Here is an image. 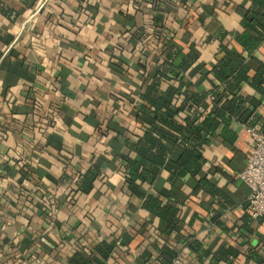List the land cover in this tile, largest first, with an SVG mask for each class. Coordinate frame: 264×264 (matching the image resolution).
Instances as JSON below:
<instances>
[{"label": "crops", "instance_id": "0c3cea01", "mask_svg": "<svg viewBox=\"0 0 264 264\" xmlns=\"http://www.w3.org/2000/svg\"><path fill=\"white\" fill-rule=\"evenodd\" d=\"M249 5L250 0H0V264H70L76 251L113 237L118 246L107 264H165V244L187 264H257L248 251L264 242V218L245 225L250 187L240 178L251 152L247 125L233 122L236 141L218 138L205 149L201 175L221 194L195 192L196 178L172 180L167 170L155 184L143 185L146 193L177 194L181 222L169 237L129 189L121 157L135 155L125 137L139 130L125 100L150 82L167 36L175 39L167 41L170 47L184 52L197 44L206 67L193 81L209 90L206 73L218 58V43L207 40V28L213 34L219 26L241 28V9ZM263 53L264 48L257 52ZM120 55L127 61L120 62ZM245 90L260 97L249 85ZM260 112L264 116V105ZM92 166L100 174L85 192L79 178ZM212 208L222 213L223 225L210 219ZM228 245L241 253L213 259Z\"/></svg>", "mask_w": 264, "mask_h": 264}, {"label": "trees", "instance_id": "16d2710c", "mask_svg": "<svg viewBox=\"0 0 264 264\" xmlns=\"http://www.w3.org/2000/svg\"><path fill=\"white\" fill-rule=\"evenodd\" d=\"M241 13L239 29L227 30L219 26L213 34L215 29L207 28V40L214 39L218 43V58L206 73L211 82L209 90L200 89L193 81V77L206 67V62L200 60L197 44L192 42L189 50L184 52L167 44V41H175L170 35L163 42L162 58L154 63L157 66L150 82L138 96L125 100V104L134 109L139 124L138 132L125 137L126 145L135 152V155L124 153L121 156L126 162V181L132 193L143 199L142 207L151 217L159 218L158 229L165 236L172 235L181 222L182 208L177 194L173 192L165 197L157 190L146 193L143 185L155 184L167 170L172 180L196 178L195 192L200 189L213 196L219 195L221 188L207 175H201L207 162V146L218 138L225 144L236 141L238 133L232 128L235 121L264 128V116L260 112L264 105V53L257 54L264 48V0H250V5L242 8ZM118 57L120 62L127 61L121 55ZM248 85L260 97L246 93ZM127 131L125 127L118 128L123 135ZM173 149H178L174 157ZM99 174L98 167H90L79 178L80 188L85 192L90 190ZM211 211L214 212L212 222L223 225L222 213L217 208ZM244 217L245 225L253 219L251 212ZM263 218L259 219L262 221ZM117 246L116 238H104L91 249L76 251L69 263L107 264ZM162 251L165 264H170L179 254L166 244ZM240 253L232 245L222 246L213 254V259L227 261ZM248 258L264 264V242L250 248Z\"/></svg>", "mask_w": 264, "mask_h": 264}, {"label": "built area", "instance_id": "2783aa9c", "mask_svg": "<svg viewBox=\"0 0 264 264\" xmlns=\"http://www.w3.org/2000/svg\"><path fill=\"white\" fill-rule=\"evenodd\" d=\"M251 136V152L245 167L240 172L242 181L250 187L248 205L254 219L264 216V128L259 125H248ZM214 212L209 213L210 219ZM170 264H187L179 253Z\"/></svg>", "mask_w": 264, "mask_h": 264}]
</instances>
